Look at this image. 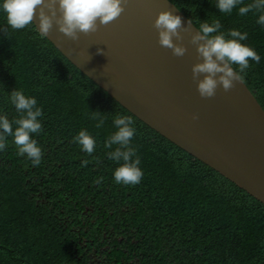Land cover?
Segmentation results:
<instances>
[{
  "label": "trees",
  "instance_id": "1",
  "mask_svg": "<svg viewBox=\"0 0 264 264\" xmlns=\"http://www.w3.org/2000/svg\"><path fill=\"white\" fill-rule=\"evenodd\" d=\"M169 1L195 27L218 20L221 31L247 32L242 43L261 60H249L241 79L264 109L259 13L222 14L215 0ZM14 89L42 110L33 134L42 157L33 166L11 137L0 141V264H264L260 201L131 114L35 25L12 30L0 13V114L10 122L19 118L9 101ZM93 111L104 119L100 128ZM117 115L136 130L131 146L143 173L136 185L116 184L118 165L105 155ZM81 129L95 138L91 155L73 142Z\"/></svg>",
  "mask_w": 264,
  "mask_h": 264
},
{
  "label": "water",
  "instance_id": "2",
  "mask_svg": "<svg viewBox=\"0 0 264 264\" xmlns=\"http://www.w3.org/2000/svg\"><path fill=\"white\" fill-rule=\"evenodd\" d=\"M164 10L184 25L182 39L173 38L185 46L182 56L159 44L154 21ZM33 21L38 27L35 14ZM189 21L169 0H124L122 13L95 31L73 40L54 18L46 38L131 114L264 205V109L242 79L227 91L218 85L212 97L199 95Z\"/></svg>",
  "mask_w": 264,
  "mask_h": 264
},
{
  "label": "clouds",
  "instance_id": "3",
  "mask_svg": "<svg viewBox=\"0 0 264 264\" xmlns=\"http://www.w3.org/2000/svg\"><path fill=\"white\" fill-rule=\"evenodd\" d=\"M123 2L124 0H0V13L8 28L19 30L35 25L42 37H47L53 19L56 18L59 31L76 40L78 33L95 31L98 24H107L118 17L123 11ZM57 3L61 13L58 18ZM215 8L222 14L231 13L236 8L241 16L256 10L259 13L256 23L264 27V0H252L248 4H244L243 0H215ZM34 14L38 27L33 21ZM182 26L180 16L170 10L160 11L154 21L159 44L170 48L175 56H182L186 51L185 46L175 43L173 39H182L178 31ZM247 36V32L237 29L221 31L218 20L212 24L201 22L196 27L190 43L195 45L200 62L192 66V75L201 97H212L218 85L227 91L234 81L241 79V73L249 67V60L260 62V55L242 43ZM9 101L19 118L10 122L5 115L0 114V141L11 137L17 154L28 158L33 166L39 165L42 151L33 134L41 131V121L38 118L42 116V110L34 97L27 96L20 90H12ZM91 119L96 121V128L104 124L100 112L93 111ZM112 126L115 131L104 140V148L110 149L105 155L118 165L112 173L113 181L116 184L136 185L143 173L139 167V159L135 157V149L131 146L136 131L133 121L129 117L117 115L112 119ZM73 142L89 155L95 150V138L87 130L81 129L73 137ZM4 147L5 144L0 142V150ZM87 163L84 161V164Z\"/></svg>",
  "mask_w": 264,
  "mask_h": 264
}]
</instances>
